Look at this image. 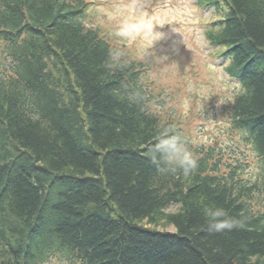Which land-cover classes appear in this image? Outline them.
Wrapping results in <instances>:
<instances>
[{"label": "trees", "instance_id": "trees-1", "mask_svg": "<svg viewBox=\"0 0 264 264\" xmlns=\"http://www.w3.org/2000/svg\"><path fill=\"white\" fill-rule=\"evenodd\" d=\"M198 4L221 15L206 35L241 85L223 108L258 155L251 186L186 138L191 175L151 159L177 131L150 111L136 58L85 26L83 1L0 0V264H264V0ZM208 206L240 226L209 231Z\"/></svg>", "mask_w": 264, "mask_h": 264}, {"label": "rangeland", "instance_id": "rangeland-1", "mask_svg": "<svg viewBox=\"0 0 264 264\" xmlns=\"http://www.w3.org/2000/svg\"><path fill=\"white\" fill-rule=\"evenodd\" d=\"M89 1L93 4L100 3V0ZM129 1L133 6L128 4ZM172 1L149 0V3L153 4L149 8L146 5L145 7L136 6L135 0H120L117 4H115V0H102L103 4H111L114 9L106 13L98 10L91 18L90 25L97 26L101 31H104L119 51H122V47H124V52L136 54L137 59H142L145 63L152 62L153 69L147 74L146 83L152 90H162L164 93L174 96L167 106L163 109L153 107L154 111L164 115V118L176 117L181 114L185 116L190 111L205 113L203 118H199L201 122L194 125V128L197 127L198 131L201 129L210 130L200 135L201 138L197 140L199 143H208L207 140L215 136L213 133L215 127L217 128L219 125L221 131L224 129L226 131L228 128L222 106L228 102L226 97L231 98L233 84L224 74L222 75L220 69L222 62L218 58L209 56L208 51L211 49L209 48L207 52L203 49L202 44L205 43V40L202 30L212 14L208 10L193 15L188 13V7L194 8L192 12H196V7H194L196 0H178L173 3ZM165 8L167 9L164 12ZM202 14L205 15L199 18ZM165 17H167V21H162V18ZM198 18L200 20H197ZM176 21H181L183 25L178 24L177 28L167 27L166 24L172 25ZM197 22H200L201 25L197 28L191 27ZM126 45L129 49L125 48ZM190 48L191 54L199 64L204 65L205 69L189 65L191 63L187 52ZM1 53L0 50V69L7 64ZM208 62L215 69L205 66ZM172 81L180 88L172 89ZM194 88H196L195 91ZM214 132L217 135H223L215 129ZM217 140L220 144L224 139L221 137ZM224 159L226 160V155ZM254 169L255 166L252 165L251 170L254 171ZM177 210L178 208L173 206L167 212ZM155 227L170 232L174 230L172 226L157 225ZM51 264L65 263L53 260Z\"/></svg>", "mask_w": 264, "mask_h": 264}, {"label": "clouds", "instance_id": "clouds-1", "mask_svg": "<svg viewBox=\"0 0 264 264\" xmlns=\"http://www.w3.org/2000/svg\"><path fill=\"white\" fill-rule=\"evenodd\" d=\"M126 34V33H125ZM109 67L114 66L109 64ZM133 99H136L134 96ZM151 159L171 171H180L187 177L198 168V161L187 146L184 137L179 132L164 129L157 143L150 149ZM209 231L222 233L240 226L241 221L230 216L219 206H208L204 209Z\"/></svg>", "mask_w": 264, "mask_h": 264}]
</instances>
